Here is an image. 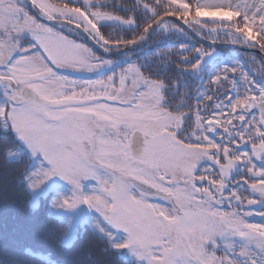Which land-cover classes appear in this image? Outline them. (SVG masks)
<instances>
[{
    "label": "snow or ice",
    "instance_id": "6c2138e0",
    "mask_svg": "<svg viewBox=\"0 0 264 264\" xmlns=\"http://www.w3.org/2000/svg\"><path fill=\"white\" fill-rule=\"evenodd\" d=\"M0 141V264H264V0H0Z\"/></svg>",
    "mask_w": 264,
    "mask_h": 264
},
{
    "label": "trees",
    "instance_id": "16d2710c",
    "mask_svg": "<svg viewBox=\"0 0 264 264\" xmlns=\"http://www.w3.org/2000/svg\"><path fill=\"white\" fill-rule=\"evenodd\" d=\"M170 45H177L178 41L173 39L168 41ZM155 44H151L145 50V54H150ZM244 60L247 57L243 53L234 54ZM255 73L256 70L253 69ZM257 78H259L257 76ZM3 141H0L2 143ZM10 142V141H9ZM19 171L18 167L4 169L3 156L0 154V172H6L8 179L0 184V259L7 260L11 258L10 237L14 230L23 228H32L37 232L40 239L49 246H55L58 243V229L48 223L45 219L46 205H42L38 222L34 225L30 215V209L26 204V197L23 195L19 186L15 183V174ZM59 231H63L60 229ZM103 247L100 241L95 239L91 233L85 234L76 248L65 254L64 258L76 260L79 264H93L94 261H100L101 264H124L115 255H102L100 249Z\"/></svg>",
    "mask_w": 264,
    "mask_h": 264
},
{
    "label": "rangeland",
    "instance_id": "374dc122",
    "mask_svg": "<svg viewBox=\"0 0 264 264\" xmlns=\"http://www.w3.org/2000/svg\"><path fill=\"white\" fill-rule=\"evenodd\" d=\"M261 66L259 65V63H257V65L253 68L257 71V69H259Z\"/></svg>",
    "mask_w": 264,
    "mask_h": 264
},
{
    "label": "water",
    "instance_id": "95a60500",
    "mask_svg": "<svg viewBox=\"0 0 264 264\" xmlns=\"http://www.w3.org/2000/svg\"><path fill=\"white\" fill-rule=\"evenodd\" d=\"M249 51H252V50H249Z\"/></svg>",
    "mask_w": 264,
    "mask_h": 264
}]
</instances>
